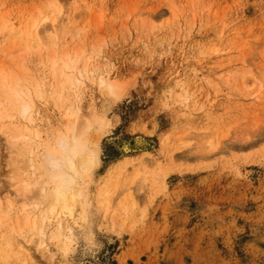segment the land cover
<instances>
[{"label":"rangeland","instance_id":"374dc122","mask_svg":"<svg viewBox=\"0 0 264 264\" xmlns=\"http://www.w3.org/2000/svg\"><path fill=\"white\" fill-rule=\"evenodd\" d=\"M53 11L40 51L0 31V72L45 82L52 54L91 58L97 75L85 82L82 108L109 126L89 132L101 162L85 178L88 222L81 205L60 217L70 250L52 239L54 222L45 237L17 229L34 264H264V0H0V30ZM44 91L32 98L34 122L15 115L9 125L35 126L49 140L74 100L56 103ZM20 160L0 134V198L15 204L0 239L27 198L12 181ZM28 167L21 178L33 174ZM107 189L109 209L100 205ZM34 202L40 212L45 202ZM10 240L0 264H33Z\"/></svg>","mask_w":264,"mask_h":264},{"label":"bare ground","instance_id":"6f19581e","mask_svg":"<svg viewBox=\"0 0 264 264\" xmlns=\"http://www.w3.org/2000/svg\"><path fill=\"white\" fill-rule=\"evenodd\" d=\"M53 13L54 11L52 16L45 15L43 18L21 20L18 26H9L8 22L4 21L0 31L2 35L5 33L11 35L10 38H22L26 43V48L33 49L25 51H40L41 46L37 43L41 41L40 28L44 30L49 23H51L50 27L56 26L57 16ZM3 20L5 19L0 18V22ZM50 38L56 39V36L53 34ZM51 56L47 62L42 64L46 76L45 82H37L29 77V83H27L23 76L12 77L5 72H0V134L6 137L16 151V155L27 157V161L20 160L21 166H29L28 169L33 170L31 176L25 174L26 177L21 178L23 167L17 164L12 177V181L18 183V192L27 198L22 201V217L11 228L12 236L8 234L1 236L0 246L3 248L1 252L4 261L9 257V250L12 246L10 239L14 237L18 243L16 255L25 253V257H28L26 262L35 263L20 241L22 237L18 234L17 229L23 232L26 227L31 232L38 231L39 237H45L46 225L54 222L56 229L51 237L59 242L63 251L68 252L73 242V234L71 229L67 233L63 232L60 217L72 216L75 207L81 205L83 221L87 223L90 218L87 214L90 204H88V191L85 189V180H87L85 178L100 165L101 148L100 140L90 141L89 132L96 126L98 130L103 131L109 125L105 118L99 117L93 121L84 114L81 95L86 80H90L97 74L94 75L95 71L91 68V58L68 55L67 53L63 58L58 55L53 56V54ZM95 79L94 77L92 80ZM98 81L107 92L115 96L121 95L119 85L105 81L103 78H99ZM46 86H49L56 103L63 102V99L66 100L68 95H71L74 100L65 102L70 106L64 109V124L51 133L49 140L47 136V140H44L45 135L35 126L29 128L26 125L24 129H19L9 125L15 115L28 123L34 122L32 98L33 95L45 97L44 88ZM12 112L16 113L12 114ZM209 146L215 147L212 142L209 143ZM142 172L140 169L135 170L134 179L142 175ZM35 174H39V176L36 177ZM30 190L34 191L33 195L27 196L26 193ZM112 196V190L102 191L100 205H107L105 207L109 209ZM33 199L45 202L44 208L40 212L37 211L42 207L41 204L29 203ZM13 205H15L14 202L4 201L0 198V226L10 222ZM30 207L34 213L28 211ZM119 208L121 209V206ZM40 245L44 244L40 243Z\"/></svg>","mask_w":264,"mask_h":264}]
</instances>
